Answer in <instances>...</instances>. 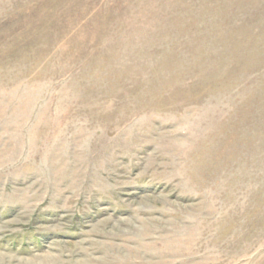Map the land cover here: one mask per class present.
I'll use <instances>...</instances> for the list:
<instances>
[{"label":"rangeland","instance_id":"1","mask_svg":"<svg viewBox=\"0 0 264 264\" xmlns=\"http://www.w3.org/2000/svg\"><path fill=\"white\" fill-rule=\"evenodd\" d=\"M0 264H264V0H0Z\"/></svg>","mask_w":264,"mask_h":264}]
</instances>
